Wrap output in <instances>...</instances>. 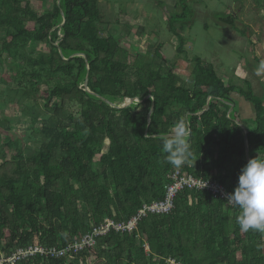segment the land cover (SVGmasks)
<instances>
[{"label": "trees", "instance_id": "trees-1", "mask_svg": "<svg viewBox=\"0 0 264 264\" xmlns=\"http://www.w3.org/2000/svg\"><path fill=\"white\" fill-rule=\"evenodd\" d=\"M22 4L0 0V69L4 55L12 69L0 70V108L16 101L30 122L18 133L0 118V259L28 246L64 248L105 218L128 220L163 198L176 168L214 178L231 193L248 160L264 159V104L248 82L246 91L224 84L199 58L183 79L161 46L152 54L127 51L114 34L103 35L109 24L98 0H53L40 15ZM179 18L168 17L170 33L176 24L184 31ZM233 94L252 105L249 126ZM103 99L134 101L115 108ZM183 131L186 139L165 137ZM29 142L39 150L27 156ZM238 214L208 191L183 190L171 213L142 219L131 234L97 237L69 259L37 255L15 264H264V231L241 230Z\"/></svg>", "mask_w": 264, "mask_h": 264}, {"label": "rangeland", "instance_id": "rangeland-1", "mask_svg": "<svg viewBox=\"0 0 264 264\" xmlns=\"http://www.w3.org/2000/svg\"><path fill=\"white\" fill-rule=\"evenodd\" d=\"M27 1L39 15L50 10L53 5V0L45 3L22 0V5ZM233 7L235 11H230ZM236 10H240L241 21L236 19L232 26L225 24L222 20ZM262 10L264 11V0H98L103 25L109 24L104 28L103 35L107 36L111 32L127 51L144 54L149 50V54H152L155 47L161 46L160 52L166 62L169 65L175 63L177 73L183 79L188 77L187 67L193 65V59L199 58L204 64H211L218 76L223 75L222 81H226V75L229 74L228 76L233 77L232 81L244 91L247 90L244 82H248L253 95L264 104V55L261 56L258 51L255 57L251 56L254 50L253 45L248 42L250 29L246 24L260 20ZM174 15H180L179 19L184 21L183 32L180 31L179 24L175 26V34L169 32L168 17ZM256 24L259 25L258 22ZM181 37L184 39L183 50L181 56H177ZM33 47L41 49L38 44L29 46L28 50ZM9 61L7 56H2L0 70L4 73L12 70ZM190 83L191 80L184 85L188 87ZM249 105L251 107H247L250 111L243 113V117L251 116L243 120L246 126L254 120V109ZM22 107L15 101L0 108V118L9 121L13 125V131L18 133L30 129L29 120L20 117ZM36 124L35 127H40V121ZM38 150L37 143L29 142L25 154L29 156Z\"/></svg>", "mask_w": 264, "mask_h": 264}, {"label": "built area", "instance_id": "built-area-1", "mask_svg": "<svg viewBox=\"0 0 264 264\" xmlns=\"http://www.w3.org/2000/svg\"><path fill=\"white\" fill-rule=\"evenodd\" d=\"M169 182L164 184V196L161 200L152 203H144L128 220L117 222L111 218H105L102 223L82 235L77 241L64 248L28 246L16 249L9 257L0 259V264H15L21 260L31 259L37 255L44 258H72L86 248L96 244V238L108 235L110 232L131 234L138 223L149 216H162L171 213L174 209V201L178 193L187 191H208L210 194L223 202L228 191L218 183L216 179L204 180L192 175H181L179 169H175L168 175ZM147 251V247H145ZM167 264H179L173 259H167Z\"/></svg>", "mask_w": 264, "mask_h": 264}, {"label": "clouds", "instance_id": "clouds-1", "mask_svg": "<svg viewBox=\"0 0 264 264\" xmlns=\"http://www.w3.org/2000/svg\"><path fill=\"white\" fill-rule=\"evenodd\" d=\"M187 135L183 131L178 139H186ZM162 139L164 150L171 152L172 142ZM169 159L181 163L179 159ZM225 204L238 209L236 223L241 230L264 231V159L252 158L241 168L234 190L225 196Z\"/></svg>", "mask_w": 264, "mask_h": 264}, {"label": "crops", "instance_id": "crops-1", "mask_svg": "<svg viewBox=\"0 0 264 264\" xmlns=\"http://www.w3.org/2000/svg\"><path fill=\"white\" fill-rule=\"evenodd\" d=\"M262 7H263V4H262L261 8ZM261 8H259V9H261ZM229 10L230 11L231 10L235 11V7L230 8ZM239 11L240 10H236V12H234L233 14H231L232 12H230V14L233 16V19H234L232 25H234V21L236 19H238V21H241V16H240L241 13ZM262 13L263 14L260 15V18L261 19L258 20V21H256V22L259 23L258 26H257L256 22L254 23V22H251L250 21V22L246 23L247 24V27L251 31V33H250V31L248 32L249 34L247 35V37L249 39L248 42L251 45H253V49L252 50H254V51L251 54V56L254 55L253 57H255L258 54V51L261 53V56L264 55V11L263 10H262ZM237 16H238V18H236ZM225 23L228 24L227 22H225ZM241 24H242V22H241ZM232 25H230V26H232ZM228 75H226L227 76L226 77V81L224 79V81H225L224 84H234V85L238 86L237 83H234L232 81L233 80V77L228 76ZM219 77L221 78V80H223V75L222 76H219ZM232 99L236 102V105L238 106V112H239L240 119L241 120H244V119H247V118L249 119L251 116L250 117H243V113H247V110L250 111V108L247 107V106H250V105L242 97H239L236 94H233ZM251 112H252V110H251Z\"/></svg>", "mask_w": 264, "mask_h": 264}, {"label": "water", "instance_id": "water-1", "mask_svg": "<svg viewBox=\"0 0 264 264\" xmlns=\"http://www.w3.org/2000/svg\"><path fill=\"white\" fill-rule=\"evenodd\" d=\"M86 81H87V75H86V78H85V82H84V85H86ZM104 102H106L109 106L111 107H115V108H123L127 105L128 102H131V101H134L133 99H124V101L122 103H118L117 105L103 99ZM153 108H154V103L152 102V105H151V109H150V112L148 114V123H150V116H151V113L153 112ZM233 109V106L230 107V111ZM177 136H181V135H177V134H170V135H166L165 137H177ZM244 138H245V142L247 143V131L244 130ZM247 159L248 156H247Z\"/></svg>", "mask_w": 264, "mask_h": 264}]
</instances>
